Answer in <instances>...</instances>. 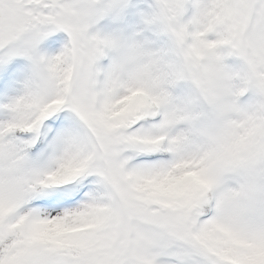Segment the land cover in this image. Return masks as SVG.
Returning <instances> with one entry per match:
<instances>
[{
  "label": "snow or ice",
  "instance_id": "6c2138e0",
  "mask_svg": "<svg viewBox=\"0 0 264 264\" xmlns=\"http://www.w3.org/2000/svg\"><path fill=\"white\" fill-rule=\"evenodd\" d=\"M120 3L0 0V264H264V0H170L166 63L98 71Z\"/></svg>",
  "mask_w": 264,
  "mask_h": 264
},
{
  "label": "clouds",
  "instance_id": "9594fccd",
  "mask_svg": "<svg viewBox=\"0 0 264 264\" xmlns=\"http://www.w3.org/2000/svg\"><path fill=\"white\" fill-rule=\"evenodd\" d=\"M98 2L99 0H81V8L79 10L87 14L93 10ZM169 3L170 0H156V10L146 21L149 24H157L160 31L166 34L175 31L168 16ZM73 11L77 10L74 9ZM93 35L104 45L102 57L108 56L109 53L114 54L110 65H118L121 68L131 66L136 70H145L150 66L166 63L165 57L168 56L170 51L163 48H152L149 46L152 43L151 41L137 40L134 36L125 37L121 34H101L99 32ZM74 69L75 64H70L67 71L71 75ZM107 69L98 68V71L103 72L107 71Z\"/></svg>",
  "mask_w": 264,
  "mask_h": 264
},
{
  "label": "trees",
  "instance_id": "16d2710c",
  "mask_svg": "<svg viewBox=\"0 0 264 264\" xmlns=\"http://www.w3.org/2000/svg\"><path fill=\"white\" fill-rule=\"evenodd\" d=\"M122 0L121 3L119 4L120 6H122ZM120 6H118L115 10L120 9ZM115 10H110V12H115ZM124 13H129L130 12V5L128 4L126 7L121 9ZM132 10L134 11V16H135V20H139V27L140 29L144 30L145 28L149 27V33H146V37H142V40H148L151 41L152 43L149 45L152 48H163L166 50H170L172 47V40L169 34L166 33H162L159 29V26L157 24H149L147 23V19L149 17H151V15L154 13V11L156 10V0H135L134 1V8H132ZM107 21L105 20H101L100 23L98 24L99 27L102 29V32L104 34H113L112 31V24H111V19L112 16L108 15V17L105 18ZM52 38V42L54 44H59L60 46V50L58 51V53L60 54L66 46L69 45V41L68 39L64 38V39H60V38ZM50 38V39H51ZM214 36H210V39H214ZM50 41L46 42L44 45L40 44L39 45V50L40 52L44 53L45 49L48 48V46L50 45ZM103 57H101L98 60V67L100 69H104L105 66L102 63ZM224 64L231 70L233 71H238L242 64L243 61L237 57V56H226L225 60H224ZM27 68V73L29 74V67L28 65H23L22 69H26ZM27 74V75H28ZM3 77H0V84H2L1 80ZM17 85L20 87L16 86V90L19 88L18 91H20V94L23 91V82H21V79H19V81L17 82ZM192 88V85L190 84V82H186V81H182V82H178L174 88L172 89L173 93L177 96H184L186 94H188L190 92Z\"/></svg>",
  "mask_w": 264,
  "mask_h": 264
},
{
  "label": "rangeland",
  "instance_id": "374dc122",
  "mask_svg": "<svg viewBox=\"0 0 264 264\" xmlns=\"http://www.w3.org/2000/svg\"><path fill=\"white\" fill-rule=\"evenodd\" d=\"M102 1H104V0H102ZM123 5H125L124 3H123ZM117 22H118V25L116 26V30L117 31H119L120 33H123V25L121 26V24H122V21L121 20H117ZM125 23V22H124ZM57 32H59V30H55V31H52L49 35H54V34H56ZM138 40H140V39H138ZM59 54V53H58ZM57 54V55H58ZM51 57H52V55H51ZM28 60V59H27ZM28 62V64H29V72H30V67H31V61L30 60H28L27 61ZM27 68L26 69H23V71H22V73L20 72V77L22 78L21 79V82H24V80H25V78H26V76H27ZM13 88L11 89V93H9L10 95H9V99L11 98V97H13V96H17V95H19L20 94V91H18L19 90V88L16 90V85H14L13 84ZM20 87V86H19ZM8 102H9V100H8ZM7 102V103H8Z\"/></svg>",
  "mask_w": 264,
  "mask_h": 264
}]
</instances>
